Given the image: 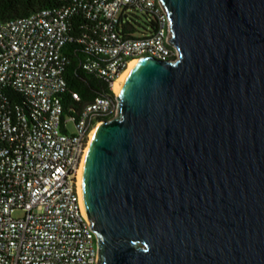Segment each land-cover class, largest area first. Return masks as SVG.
Here are the masks:
<instances>
[{"label": "water", "instance_id": "1", "mask_svg": "<svg viewBox=\"0 0 264 264\" xmlns=\"http://www.w3.org/2000/svg\"><path fill=\"white\" fill-rule=\"evenodd\" d=\"M81 174L97 264H264V0H160Z\"/></svg>", "mask_w": 264, "mask_h": 264}, {"label": "built area", "instance_id": "2", "mask_svg": "<svg viewBox=\"0 0 264 264\" xmlns=\"http://www.w3.org/2000/svg\"><path fill=\"white\" fill-rule=\"evenodd\" d=\"M140 13L149 16L143 33L133 21ZM170 31L160 0H58L0 19V264L98 263L81 162L93 129L117 114L113 83L129 63L178 57ZM70 43L84 46L82 68L105 77L114 97L84 102L69 89Z\"/></svg>", "mask_w": 264, "mask_h": 264}, {"label": "trees", "instance_id": "3", "mask_svg": "<svg viewBox=\"0 0 264 264\" xmlns=\"http://www.w3.org/2000/svg\"><path fill=\"white\" fill-rule=\"evenodd\" d=\"M58 0H0V19L9 20L17 17H23L32 12L57 4ZM139 19V16H135ZM135 25L141 26L138 21L133 20ZM149 24H147L148 26ZM155 22L151 21L150 27L154 28ZM146 31L147 28L143 27ZM143 30H137L143 33ZM83 45L70 43L66 45L63 52L69 56V62L66 65L64 76L67 80L70 90L78 92L83 101H90L95 95L110 94L114 97V92L110 88L109 81L96 73L90 72L81 66V62L86 56ZM15 97L21 96L15 93ZM67 102V99H66Z\"/></svg>", "mask_w": 264, "mask_h": 264}, {"label": "bare ground", "instance_id": "4", "mask_svg": "<svg viewBox=\"0 0 264 264\" xmlns=\"http://www.w3.org/2000/svg\"><path fill=\"white\" fill-rule=\"evenodd\" d=\"M140 59H142V58H140ZM140 59H134V60H132V61L129 63L127 69H126L124 72H122V73L120 74V76L114 81V83H113V89H114V91L116 92V94L119 93V88H120V86H121L123 80L125 79L126 75L128 74V72L131 70V68L134 66V64H135L138 60H140ZM102 123H103V122H100V123H99V124L93 129V131H92L91 134H90V139H89V142H88V146H87V148H86V151H85V154H84V156H83V159H82V162H81V166H80V169H79V185H80V190H81V174H82V170H83L84 162H85V159H86V155H87V152H88V149H89V146H90V143H91V140H92L93 134H94V132L96 131V129H97Z\"/></svg>", "mask_w": 264, "mask_h": 264}, {"label": "rangeland", "instance_id": "5", "mask_svg": "<svg viewBox=\"0 0 264 264\" xmlns=\"http://www.w3.org/2000/svg\"><path fill=\"white\" fill-rule=\"evenodd\" d=\"M148 19H149V16L145 13H140L139 19L135 18V16L133 18V20H136L138 21V23H140L141 26L136 25L139 28V30H143V27H147ZM22 215H23V212L15 213V216H22Z\"/></svg>", "mask_w": 264, "mask_h": 264}]
</instances>
